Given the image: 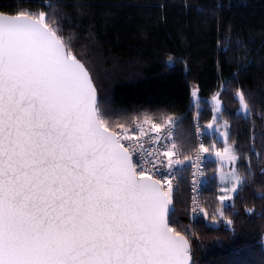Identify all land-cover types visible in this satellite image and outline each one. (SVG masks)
I'll return each instance as SVG.
<instances>
[{"label": "snow or ice", "instance_id": "obj_1", "mask_svg": "<svg viewBox=\"0 0 264 264\" xmlns=\"http://www.w3.org/2000/svg\"><path fill=\"white\" fill-rule=\"evenodd\" d=\"M45 21L43 11L0 12V264H192L188 237L169 223L181 161L159 158L176 143L147 158L158 126L110 121L89 70ZM235 96L248 114L243 90ZM216 156L238 159L226 141ZM231 181L235 193L245 177L233 171Z\"/></svg>", "mask_w": 264, "mask_h": 264}, {"label": "trees", "instance_id": "obj_2", "mask_svg": "<svg viewBox=\"0 0 264 264\" xmlns=\"http://www.w3.org/2000/svg\"><path fill=\"white\" fill-rule=\"evenodd\" d=\"M41 11L89 70L110 121L130 127L147 117L162 126L178 118L184 161L196 149V124L208 151L223 146L204 130L219 94L245 183L223 205L218 164L207 157L203 211L193 220L184 163L169 223L191 242L193 264H264V0H0L5 14Z\"/></svg>", "mask_w": 264, "mask_h": 264}, {"label": "built area", "instance_id": "obj_3", "mask_svg": "<svg viewBox=\"0 0 264 264\" xmlns=\"http://www.w3.org/2000/svg\"><path fill=\"white\" fill-rule=\"evenodd\" d=\"M172 119L175 120L174 126L166 123V125L159 128V133H157L156 131L149 132V135H152V136L160 134L161 140L159 143L145 142L143 144L144 154L146 157H147V153L149 151L155 150L158 153H162L165 150L164 149L165 144L171 143L172 141H174L176 143V128H177V123H178L179 119L176 117H174ZM168 127H171L172 135L167 140H165L163 138V133L167 131ZM141 139L144 141H147V137H143ZM196 141H197L196 151H195L194 155L192 156L191 160L187 163V165L190 168L189 191L191 192V195L193 198L192 204H193V207H196L198 210L199 203L197 201V198L200 197L201 191H202L204 184H205V168H206L205 153L200 148L201 144L204 145V133L198 124H196ZM178 149H179V147H178ZM147 158L153 159L154 161L156 159L155 157H147ZM159 158L163 159L165 163H167L169 158L172 160H176V159L180 160V150L175 155H170V157H163L161 155ZM137 159H138L137 156H133L134 161H136ZM181 165H182V163H180L179 165H173V170L175 172V179H172V184H173L174 190H177L179 188V184H180L179 178L181 175ZM146 166L150 167V165H146ZM162 167L163 166L157 162V168L162 169ZM153 178L154 179H160L161 177H160V174L157 173L155 176H153ZM170 179H171V177H170ZM163 187L166 188L167 184H164ZM194 201H195V203H194ZM194 215H196L195 212H194Z\"/></svg>", "mask_w": 264, "mask_h": 264}, {"label": "rangeland", "instance_id": "obj_4", "mask_svg": "<svg viewBox=\"0 0 264 264\" xmlns=\"http://www.w3.org/2000/svg\"><path fill=\"white\" fill-rule=\"evenodd\" d=\"M213 97L210 99V103L213 105V108H214L213 109V119L209 124L206 125L204 130L209 135H216V138L223 143V146L219 149L216 147H213V149L211 151L204 152V153H205L206 158L208 157L209 159L216 161L218 164L217 178H218V183L220 186L219 197H221V196L231 197L230 200H226V201H221L220 199L219 200L221 201V203L223 205H228L229 203L232 202L234 195L238 191L237 190L235 193H233L231 191V186H232L231 174L233 171H236L238 173H239V171L237 169V160L228 161L226 158L220 159L216 156L217 151L222 152L223 148L225 147V141L227 142L228 146L232 147L233 149H234V147L232 144H230L228 142L229 127H228V123L226 121H223L222 117H221L222 105H221L220 101H219V103L214 101ZM197 100H198V93H197L196 97L194 98V101H197ZM241 113H243V112H241ZM243 114H245V113H243ZM214 117H215V119H214ZM138 124H142L144 129L146 131H148V129H150L154 123H149V122L143 123L142 122V123H138ZM155 125H157V124H155ZM209 125H211V127H209ZM162 126H164V125H162ZM162 126H158V128H160ZM118 131H122V129H119ZM195 151H196V149L194 150L192 156L194 155ZM234 153H235V151H234ZM192 156L187 161H184L181 157V151H180V161L182 163L181 167L184 165V163H188L191 160ZM225 189H227V190H225ZM174 191H176V190H174V188H173V192ZM190 194H191V192H190ZM191 200L193 201L192 195H191ZM197 201L199 203V207H198V210L195 212L196 215H194V212L192 211L193 204L191 205V214H192L193 220L198 218L202 212L201 211V209H202L201 197H198Z\"/></svg>", "mask_w": 264, "mask_h": 264}, {"label": "water", "instance_id": "obj_5", "mask_svg": "<svg viewBox=\"0 0 264 264\" xmlns=\"http://www.w3.org/2000/svg\"><path fill=\"white\" fill-rule=\"evenodd\" d=\"M9 15V14H8ZM83 63V62H82ZM84 64V63H83ZM90 73V72H89ZM91 75V74H90ZM91 78H92V76H91ZM92 81H93V79H92ZM94 83V82H93ZM95 85V84H94ZM97 89V88H96ZM97 95H98V99H99V94H98V91H97ZM170 215H171V213H170ZM170 215H169V219H170ZM190 244H191V242H190ZM191 251H192V245H191ZM194 263V258H193V253H192V264Z\"/></svg>", "mask_w": 264, "mask_h": 264}]
</instances>
